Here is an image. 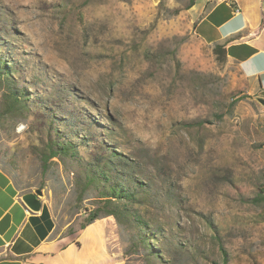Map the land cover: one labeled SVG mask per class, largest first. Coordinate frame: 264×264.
Returning a JSON list of instances; mask_svg holds the SVG:
<instances>
[{
	"label": "rangeland",
	"instance_id": "1",
	"mask_svg": "<svg viewBox=\"0 0 264 264\" xmlns=\"http://www.w3.org/2000/svg\"><path fill=\"white\" fill-rule=\"evenodd\" d=\"M188 3L0 0V59L21 92L5 114L0 84V165L75 231L97 199L88 161L116 146L148 185L131 209L164 232L155 257L110 216L124 264H264L263 105L197 37ZM56 141L72 154L44 170Z\"/></svg>",
	"mask_w": 264,
	"mask_h": 264
},
{
	"label": "crops",
	"instance_id": "2",
	"mask_svg": "<svg viewBox=\"0 0 264 264\" xmlns=\"http://www.w3.org/2000/svg\"><path fill=\"white\" fill-rule=\"evenodd\" d=\"M191 1L197 37L221 44L250 92L264 98V0ZM27 191L0 165V264H124L110 216L65 231L44 198L38 211L28 209Z\"/></svg>",
	"mask_w": 264,
	"mask_h": 264
},
{
	"label": "trees",
	"instance_id": "3",
	"mask_svg": "<svg viewBox=\"0 0 264 264\" xmlns=\"http://www.w3.org/2000/svg\"><path fill=\"white\" fill-rule=\"evenodd\" d=\"M191 4L192 1L189 0L188 8ZM212 51L219 61L226 60V53L221 44H214ZM8 68V64L0 59V84L2 83L6 86V90L3 93L2 107V111H5V114L18 110L21 93L18 89L17 81L15 82V79L9 76ZM232 102H234L233 98ZM71 147H73L72 142H52L47 152L45 151L46 154L42 156L43 169H46L49 159L72 154ZM108 148H111L109 159H103L100 155H93L92 159L88 161L87 168L89 172L86 174L83 186L86 189L89 185L96 184L97 199L92 207L84 208L86 217L80 228H84L98 218L113 216L120 229L124 227L125 229L133 228L135 230L136 239L131 241L133 248H142L149 254L160 257L161 251L159 248L156 249L152 241L162 239L164 237L163 230L159 225L153 227V223L149 217L145 216L144 212L142 214L138 209L132 210L130 207L132 204L141 203L137 194H147L146 187L148 185L141 177L133 173L136 166L133 159L126 157L116 146H108ZM97 184H100L99 188ZM258 198H264V188H259L258 195L253 200L257 201ZM67 231L73 232L71 230ZM220 249L225 251L223 247ZM123 253L127 254V251L124 250ZM225 262L226 257L223 256L222 264H225Z\"/></svg>",
	"mask_w": 264,
	"mask_h": 264
},
{
	"label": "water",
	"instance_id": "4",
	"mask_svg": "<svg viewBox=\"0 0 264 264\" xmlns=\"http://www.w3.org/2000/svg\"><path fill=\"white\" fill-rule=\"evenodd\" d=\"M257 101L264 105V98L257 97ZM43 191L40 188H35L34 190L24 192L21 195L22 201L32 211H38L41 208V196Z\"/></svg>",
	"mask_w": 264,
	"mask_h": 264
}]
</instances>
